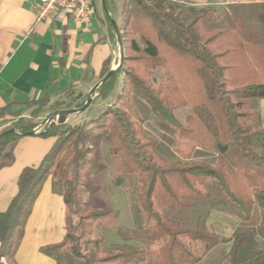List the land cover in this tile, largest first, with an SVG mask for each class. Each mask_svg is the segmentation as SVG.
<instances>
[{
    "label": "trees",
    "instance_id": "obj_1",
    "mask_svg": "<svg viewBox=\"0 0 264 264\" xmlns=\"http://www.w3.org/2000/svg\"><path fill=\"white\" fill-rule=\"evenodd\" d=\"M105 15L111 45L116 49L120 44L124 57L96 89L90 107L118 88L116 104L88 122L55 123L35 132L55 142L37 168L21 171L16 195L0 212V264H16L33 204L48 179L66 212L63 240L39 249L55 264H199L224 244L230 247L218 264H264V128L254 106L264 101V4L250 5L233 17L242 36L219 24L214 7L196 9L181 0H128L123 28L116 25L117 32L108 10ZM110 63L109 58L103 62L99 82L109 74ZM157 70L165 77L155 87L152 75ZM131 96L177 131L178 145L188 152L185 160L158 155L157 142L145 136ZM85 101L66 90L47 110L38 106L30 120L5 106L0 119L16 120L3 132H32L46 111L77 110ZM185 107L189 114L182 126L174 111ZM19 137L0 139V156L7 162ZM99 143L111 157L113 185L136 186L135 236L141 247L101 252L102 238H94L114 217L111 210L91 206L95 188L90 179L105 169ZM197 150L216 154L215 165L189 161ZM207 200L237 209L241 224L230 237L172 218Z\"/></svg>",
    "mask_w": 264,
    "mask_h": 264
},
{
    "label": "crops",
    "instance_id": "obj_2",
    "mask_svg": "<svg viewBox=\"0 0 264 264\" xmlns=\"http://www.w3.org/2000/svg\"><path fill=\"white\" fill-rule=\"evenodd\" d=\"M181 2L197 9L264 4V0ZM37 3L38 0H0V108L11 105L10 112L23 120H30L32 111L40 105L47 110L63 98L66 90L71 89L75 97L83 98L81 93L89 87L92 90L99 82L103 62L109 58L112 66L115 50L104 12L97 14L95 10L89 27H80L64 14L52 22L36 24L34 8ZM112 16L115 17V13L110 12L108 17L113 20ZM28 102L40 103L25 107ZM259 112L264 128V106ZM50 113L46 111L36 120L39 124L35 132L46 127L43 121ZM15 118L0 119V134ZM262 139L264 147V137ZM54 142L53 138L37 135L21 136L12 144L10 162L0 156V212L7 209L16 195L21 171L37 168ZM42 187L15 255L16 264H55L41 255L39 249L58 244L65 236L63 199L53 193L50 179Z\"/></svg>",
    "mask_w": 264,
    "mask_h": 264
},
{
    "label": "rangeland",
    "instance_id": "obj_3",
    "mask_svg": "<svg viewBox=\"0 0 264 264\" xmlns=\"http://www.w3.org/2000/svg\"><path fill=\"white\" fill-rule=\"evenodd\" d=\"M108 12L115 13L112 16L116 25L123 28L124 5L128 0H107ZM185 6L189 7L188 3L184 2ZM250 6V5H248ZM247 5H232L217 7V15L219 16V24L231 27L235 32L239 33V29L233 22V17L242 11ZM97 14H103L105 8L102 6L101 0H95L94 3ZM197 9V8H196ZM105 13V12H104ZM241 36V32L239 33ZM118 49L120 50V62L124 57V50L120 44H117L112 59H118ZM113 66V63H112ZM111 66V69H112ZM164 73L157 70L153 73V84L156 87L164 80ZM118 88L114 91L106 101L98 100L90 107V105L82 112L67 117V125H76L83 122H88L92 118L98 116L106 107L116 104V96ZM83 98L91 99L95 97L91 93V87L81 93ZM130 103L137 114L138 120L143 128L146 137L157 142V153L159 156L169 160H185L188 153L183 147L178 145L177 131L170 125L157 119L151 112L150 108L135 97H130ZM256 109L260 110L264 106V101L254 102ZM189 114V108L185 107L174 111V116L180 125H184V120ZM15 120V119H14ZM14 122V121H13ZM10 123L6 128H8ZM5 128V129H6ZM261 139V147L264 149ZM99 162L104 165V171L91 177L90 182L95 188V193L91 197V206L98 209H108L114 214L112 222L105 228L95 231L94 238H102L100 245L101 252L117 251L126 248H136L142 245L135 234L139 233L138 221L136 216V186L133 183H127L123 187L113 185V177L111 174V157L107 148L99 143L98 145ZM189 161L203 162L214 166L216 163V154L204 150H197L189 157ZM213 195L218 197L214 190ZM172 218L187 226H195L197 224L205 225L208 230L214 232L221 237H230L233 231L241 224L238 217L237 209L227 203L220 201H202L188 210L177 211L172 215ZM230 245H220L211 251L199 264H218L223 261L229 250Z\"/></svg>",
    "mask_w": 264,
    "mask_h": 264
},
{
    "label": "built area",
    "instance_id": "obj_4",
    "mask_svg": "<svg viewBox=\"0 0 264 264\" xmlns=\"http://www.w3.org/2000/svg\"><path fill=\"white\" fill-rule=\"evenodd\" d=\"M34 14L36 24L52 22L58 15L64 14L80 27H89L95 17V7L91 0H38ZM116 54L118 59L113 58V68L118 67L121 59L119 49Z\"/></svg>",
    "mask_w": 264,
    "mask_h": 264
},
{
    "label": "water",
    "instance_id": "obj_5",
    "mask_svg": "<svg viewBox=\"0 0 264 264\" xmlns=\"http://www.w3.org/2000/svg\"><path fill=\"white\" fill-rule=\"evenodd\" d=\"M101 3H102V6L105 8V2H104V0H101ZM104 12H107L106 8H105ZM110 20L112 21V24H113V27H114L115 32H117L116 23L111 18H110ZM118 67L112 68L110 70L109 74L105 78H103L101 80V82L97 83V85L94 86V88L91 90V93L94 94V92L101 85V83L105 82L110 77V75L112 74V72H114ZM91 101H92L91 95H89L87 101H85L86 103L80 109H77V110L76 109H72V110H60V111L51 112L50 114H48L46 116L45 120L43 121V124L46 125V128L45 129H47L48 127L52 126L55 123H58V124L65 123L66 122V119H67V117H69V115L82 113L90 105ZM10 135H18L20 137L21 136L29 137V136L35 135V130L32 131V132H29V133H22V134H20V133L14 131L13 129H10V130H7L5 132H2L0 134V139L3 138V137H6V136H10Z\"/></svg>",
    "mask_w": 264,
    "mask_h": 264
}]
</instances>
